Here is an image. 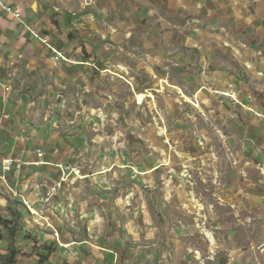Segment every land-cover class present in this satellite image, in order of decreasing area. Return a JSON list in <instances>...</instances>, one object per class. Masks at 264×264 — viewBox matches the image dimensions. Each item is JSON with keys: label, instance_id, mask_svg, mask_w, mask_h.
<instances>
[{"label": "rangeland", "instance_id": "1", "mask_svg": "<svg viewBox=\"0 0 264 264\" xmlns=\"http://www.w3.org/2000/svg\"><path fill=\"white\" fill-rule=\"evenodd\" d=\"M180 15L176 23L186 25ZM223 21L215 51L199 49L210 38L201 20L196 29L147 36L149 43L158 40L155 47L141 44L134 27L113 46L91 36L92 53L76 46L70 57L99 62L55 89L72 107L55 112L60 121L53 128L79 143L77 134L83 135L86 143L70 162L88 172L99 169L100 154L126 162L114 181L127 208L110 210L105 229L90 237L91 248L78 244L89 238L87 225L66 218L60 224L76 231L74 244L63 249L66 237L25 216L22 202L0 183V215L21 228L12 235L0 225V264L13 247L15 264H264V119L258 115L264 113V32L259 23L254 32L243 19L238 28ZM164 49L167 57L159 58ZM13 69L20 92L31 83L38 90L39 78L25 81L20 67ZM70 188V202L77 194L88 199L80 181ZM48 248L53 253L41 262Z\"/></svg>", "mask_w": 264, "mask_h": 264}, {"label": "crops", "instance_id": "2", "mask_svg": "<svg viewBox=\"0 0 264 264\" xmlns=\"http://www.w3.org/2000/svg\"><path fill=\"white\" fill-rule=\"evenodd\" d=\"M7 1L15 9L23 11L21 19L0 11V157H21L35 163L39 157L34 152L39 149L46 156L44 165H26L21 171L9 174L6 183H0L13 192L16 197L14 200L19 199L17 201L22 202L27 209L26 213L23 212L25 216L27 214L39 224V220L48 223L66 237V241L61 242L63 249L68 244H74L71 236L72 231H76L70 226L65 228L60 224L66 223V218L87 225L89 238L75 243H87L91 248L90 237L94 239L93 234L105 229L102 221L105 222L111 216L110 210L127 208L123 204L120 185L114 181L126 172L123 169L126 162L121 163L117 156L100 154V167L95 172H88L70 162L79 157L78 150L86 142L82 140L83 135L80 133L77 134L80 137L79 143L70 139L65 132L62 134L53 128L52 121L54 124L60 121V116L55 115V112L58 110L62 114L72 107L55 89L64 88L65 83L73 80L75 72L81 73V70L93 68L99 61H93L85 55L83 58L71 56L79 58L76 59L79 63L64 62L54 66L47 44L55 46L68 56L76 46L77 50L92 53L96 50V45L91 36L100 35V42L105 41L113 46L124 40L121 36L128 33L126 28L134 27L138 30L143 44L149 43L145 39L147 36H158L164 30L175 33L177 28L196 29L193 23L201 20L203 31L210 35V41L206 38L199 49L210 47L211 51H215L218 48L220 31L224 29V19L233 20L236 28L240 27L239 21L243 19L251 25L249 27L254 32L257 31L259 23L258 28L264 32V0ZM28 7L31 12L26 14ZM172 12L181 14L179 17L186 19L187 24H177L175 14L172 16L174 22L169 21ZM108 38L110 40L106 41ZM154 43L158 44V40L149 44L155 47ZM167 52L168 49L159 51L158 57L166 58ZM15 67H20L25 81L39 78L38 90L37 85L31 83L24 85L26 87L20 92L14 80ZM85 127L87 126L84 125L83 128ZM111 162L121 166L112 168L108 165ZM59 164L76 166L80 170L79 175L73 173L64 177L57 167ZM75 181L81 182V192L85 190L89 200L82 202L77 194V198L70 202L68 196L75 189L70 186L75 185ZM115 188L120 191L112 193ZM114 194L115 200L112 197ZM47 210L50 215H47ZM53 218L56 219L57 228L50 221Z\"/></svg>", "mask_w": 264, "mask_h": 264}, {"label": "built area", "instance_id": "3", "mask_svg": "<svg viewBox=\"0 0 264 264\" xmlns=\"http://www.w3.org/2000/svg\"><path fill=\"white\" fill-rule=\"evenodd\" d=\"M90 1L91 0H87V2ZM0 11H4L16 19L22 18L21 11L15 9L12 3L8 2L7 0H0ZM43 42H46V40H43ZM47 45L51 51L50 59L54 66H58L59 64L64 62L73 64L79 63V61L74 58H71L65 52L57 49L55 46L51 44ZM258 115H260L264 119V113H258ZM34 154L39 157V160L35 163L31 161H25L21 157H0V180L3 182H7V177L9 174L14 171H21L26 165H44V157L46 156V153L43 152V150L39 149L36 150ZM57 167L62 171L64 177H69L73 173L75 175H79L80 172V170L76 166L71 164H59L57 165ZM25 203L28 204L26 200Z\"/></svg>", "mask_w": 264, "mask_h": 264}, {"label": "trees", "instance_id": "4", "mask_svg": "<svg viewBox=\"0 0 264 264\" xmlns=\"http://www.w3.org/2000/svg\"><path fill=\"white\" fill-rule=\"evenodd\" d=\"M21 216V212L18 211L17 213H15V221H19V217ZM11 220H9L8 218H3L0 215V225L4 226L6 229L9 230V232L12 235H15L16 232H18L21 228H16V226L14 224H11ZM49 249V248H48ZM18 249L16 247H13L12 251H11V255L9 253L5 254V257H9L7 258L5 264H15V259H16V255H17ZM45 255L43 256L44 258H42L41 262H45L46 260H49V256L52 255L53 250L49 249V252L45 251Z\"/></svg>", "mask_w": 264, "mask_h": 264}, {"label": "clouds", "instance_id": "5", "mask_svg": "<svg viewBox=\"0 0 264 264\" xmlns=\"http://www.w3.org/2000/svg\"><path fill=\"white\" fill-rule=\"evenodd\" d=\"M72 165V164H71ZM7 179H8V177H7ZM1 181V180H0ZM3 182V181H2ZM4 183H6V182H4ZM25 200H23V202H24ZM25 204V203H24Z\"/></svg>", "mask_w": 264, "mask_h": 264}]
</instances>
